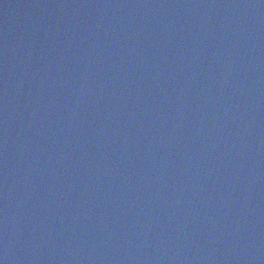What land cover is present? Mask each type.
Returning <instances> with one entry per match:
<instances>
[{
  "label": "water",
  "instance_id": "water-1",
  "mask_svg": "<svg viewBox=\"0 0 264 264\" xmlns=\"http://www.w3.org/2000/svg\"><path fill=\"white\" fill-rule=\"evenodd\" d=\"M0 264H264V0H0Z\"/></svg>",
  "mask_w": 264,
  "mask_h": 264
}]
</instances>
